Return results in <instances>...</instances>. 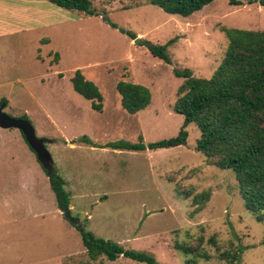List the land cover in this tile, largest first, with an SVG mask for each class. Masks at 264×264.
Here are the masks:
<instances>
[{"label": "rangeland", "instance_id": "1", "mask_svg": "<svg viewBox=\"0 0 264 264\" xmlns=\"http://www.w3.org/2000/svg\"><path fill=\"white\" fill-rule=\"evenodd\" d=\"M89 1L93 15L47 2V25L10 39L0 54L2 112L30 122L41 141L38 155L63 181L70 216L96 238L144 252L158 264H264V221L244 209L234 174L195 151L193 124L186 126L184 146L100 148L174 137L183 121L172 111L182 79L172 69L208 78L227 44L221 28L264 30L260 0H236L238 6L212 0L186 18L145 0ZM130 36L165 46L170 64ZM75 70L97 88L101 111L73 91ZM118 82L145 89L146 107L133 115L122 110ZM83 136L95 147L76 142ZM176 245L196 252L183 254ZM0 264L141 263L90 259L57 211L35 154L17 129L0 128Z\"/></svg>", "mask_w": 264, "mask_h": 264}, {"label": "trees", "instance_id": "2", "mask_svg": "<svg viewBox=\"0 0 264 264\" xmlns=\"http://www.w3.org/2000/svg\"><path fill=\"white\" fill-rule=\"evenodd\" d=\"M145 1L165 14L181 18L190 16L212 2ZM47 2L66 11L94 14L89 0ZM253 2L249 1L248 4ZM257 3L264 7V0ZM228 5L238 6L240 3L228 0ZM221 32L227 44L222 59L208 78L194 77L188 69H172L173 76L182 79L176 90L172 111L182 116L183 121L174 137L150 144L109 143L100 148L140 152L184 146L186 126L193 124L199 132L195 151L217 169L230 170L234 174L244 209L257 222H261L264 221V30L221 28ZM134 38L130 36V40ZM147 48L153 57L170 64L165 46L149 45ZM69 80L73 91L89 102L92 111H101L102 97L93 83L87 81L79 70H75ZM115 91L120 97L122 110L127 114L133 115L148 104L147 91L137 85L118 82ZM0 105L4 107L5 101L1 100ZM19 119L30 124L25 116ZM76 142L95 147L85 136ZM36 162L47 177L56 208L59 211L68 208L69 199L63 190V181L53 172H47L37 159ZM72 227L78 232L81 245L90 259L102 256L113 262L122 257L141 264H158L151 255L124 250L116 243L96 238L84 228ZM209 242L212 240L209 239ZM261 244L264 245V233ZM176 248L183 254L196 252L182 245H176ZM232 259L236 260V257Z\"/></svg>", "mask_w": 264, "mask_h": 264}, {"label": "crops", "instance_id": "3", "mask_svg": "<svg viewBox=\"0 0 264 264\" xmlns=\"http://www.w3.org/2000/svg\"><path fill=\"white\" fill-rule=\"evenodd\" d=\"M46 4L47 0H0V54L6 52L10 39L30 37L32 30L47 25Z\"/></svg>", "mask_w": 264, "mask_h": 264}, {"label": "water", "instance_id": "4", "mask_svg": "<svg viewBox=\"0 0 264 264\" xmlns=\"http://www.w3.org/2000/svg\"><path fill=\"white\" fill-rule=\"evenodd\" d=\"M133 43L136 44V45H143L144 44L146 47L149 46L148 44L144 43L140 39H134ZM2 109H3V106L0 105V128L17 129L19 131L20 135L23 137V140L26 143V145L35 154L36 159L38 160V162L41 164V166L47 172H49V168L46 167L47 164L45 163L44 159L38 155V148L40 147L41 141L39 139L37 140L34 137V133H33L32 127L26 121H22L20 119L9 118L8 116H6L2 112ZM60 213H61L62 218L65 221H67L69 224H71L72 226L76 227L77 229L83 228V224L79 220L74 219V218H72L70 216L68 208L60 211Z\"/></svg>", "mask_w": 264, "mask_h": 264}]
</instances>
